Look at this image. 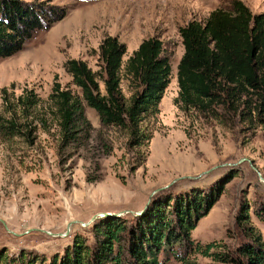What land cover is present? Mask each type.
Masks as SVG:
<instances>
[{"label": "rangeland", "instance_id": "rangeland-1", "mask_svg": "<svg viewBox=\"0 0 264 264\" xmlns=\"http://www.w3.org/2000/svg\"><path fill=\"white\" fill-rule=\"evenodd\" d=\"M52 1L66 6L67 16L38 31L18 53L0 59V111L4 87L16 96L34 89L47 100L56 77L80 98L81 110L67 137L46 104L19 119L18 136L6 140L0 135V259L8 255V264L36 258L49 264L77 236L93 243L94 227L102 220L122 217L132 224L157 199L192 190L209 193L231 173L192 238L225 245L212 251L237 254L242 244L252 243L237 222L242 207L248 206L251 224L264 241V220L254 214L264 204V112H253L249 121L230 115L233 120L220 123L208 114L186 113L175 103L185 51L179 28L206 20L218 8L231 10L234 0ZM242 1L253 13L264 12V0ZM109 35L126 44L124 64L153 36L163 41V54L170 60V83L159 112L143 124L146 132L153 131L152 138L140 145L127 129L102 122L65 67L76 58L99 71L100 45ZM121 87L129 97L132 89L124 76ZM161 259L181 264L165 253ZM191 259L193 264H232L202 253Z\"/></svg>", "mask_w": 264, "mask_h": 264}, {"label": "trees", "instance_id": "trees-1", "mask_svg": "<svg viewBox=\"0 0 264 264\" xmlns=\"http://www.w3.org/2000/svg\"><path fill=\"white\" fill-rule=\"evenodd\" d=\"M67 14L66 6L52 0H0V59L21 51L38 31L51 28ZM179 32L185 51L178 65L179 93L175 103L182 111L208 114L220 123L237 116L249 121L253 112H264V12L253 13L242 0H234L231 10L218 8L206 20H192L180 27ZM163 51V41L149 37L124 64L126 44L109 35L100 45L99 71L76 58L69 59L65 67L102 122L127 129L130 136L139 138L140 145L152 138L153 131L146 132L144 120L159 112L170 83L171 64ZM123 76L132 89L129 97L121 87ZM1 95L4 112L0 111V135L6 140L20 134L19 119L39 112L45 104L67 137L72 133L74 117L81 110L80 98L64 89L57 77L47 100L34 89H25L16 96L4 87ZM229 175L209 193L192 190L177 197L157 199L132 224L122 217L102 220L94 227L93 243L77 236L72 246L62 256L55 255L49 264H166L167 259H161L162 253L181 264H193L194 253L225 263L264 264V241L251 224L248 206L242 207L237 222L248 230L252 243L242 244L237 254L212 251L225 245L203 244L192 238L198 222L222 196L232 178ZM254 214L264 220V204L256 207ZM7 259L8 255L1 256L0 264H8ZM36 260L27 264L46 261Z\"/></svg>", "mask_w": 264, "mask_h": 264}]
</instances>
